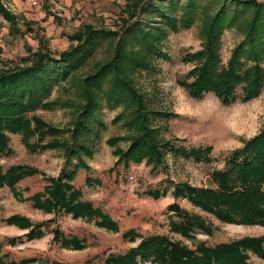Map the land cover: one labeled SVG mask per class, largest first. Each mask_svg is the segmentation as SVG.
<instances>
[{
    "label": "rangeland",
    "instance_id": "rangeland-1",
    "mask_svg": "<svg viewBox=\"0 0 264 264\" xmlns=\"http://www.w3.org/2000/svg\"><path fill=\"white\" fill-rule=\"evenodd\" d=\"M124 1L0 0L15 16V26L19 29L11 30L9 23L4 21L0 14V69L22 65L24 59L37 49H48L57 57L59 52L76 43L75 39H71L72 35L87 25L96 29L121 30L119 26L125 17ZM148 19L154 28L160 30L157 45L162 54L136 55L140 57L138 62L126 61L125 74L136 91L141 93L150 126L156 127L159 139L167 141L175 150L166 149L163 162L157 167L148 164L145 159L135 163L129 162L128 167L123 165L122 161H117L113 150L116 147L127 148L137 129L128 123V117L122 113V105L107 107L105 100L102 101V108L96 111L93 117L97 118L96 121L90 124L89 135L81 137V141L93 151L91 156L81 154L89 170L78 168L77 171L81 172L77 174L76 171L72 183L76 187L82 185L85 195L90 197L96 192H101L104 197L98 206L116 220L118 229L107 230L96 225L95 219H75L66 213L55 221H47L52 215L32 210L27 206L29 203L24 201H16L4 186L0 188V254L6 261H12L13 264H103L109 252L124 254L138 244L140 237L152 233L164 235L192 247L190 239L181 237L169 229V220L174 214L168 212L167 205L174 202L189 213L200 215L210 224L209 234L198 228L193 232L196 240L204 241L209 246L239 240L244 236L264 235L262 225L223 223L198 206H193L188 199L175 197L173 194L174 187L181 182L194 187H215L212 172L223 169L224 158L258 134L264 124V86L261 93L250 101L236 100L230 105L220 103L212 92H207L201 99L191 98L180 82L191 81L192 77H188L187 73L195 65V62L184 60V56L202 48L200 19L189 27H177L175 30L170 29L157 17L148 16ZM117 39L118 37L110 40L111 42L102 41L68 80L53 87L46 100H54L56 103L46 109L31 112L45 123L62 129V133L56 136L62 144L72 143L69 129L78 114L77 106L82 102V80L113 55ZM238 39L239 35L235 30H226L223 33L221 64H226ZM128 45L125 48L129 50ZM140 61L142 64L138 65L141 67L135 65ZM262 66L264 67V60ZM107 80L108 77L103 88L107 86ZM237 88V94L240 96L242 90ZM119 114L121 118L117 122L114 121ZM6 133L12 153L0 157L1 172L9 166L23 164L41 168L47 174L58 177L62 170L69 171L77 163V156H65L64 145L31 152L21 139L20 133ZM110 137H118L120 140L111 146L106 142ZM45 138L44 143L52 139L49 135ZM35 140L34 136L30 143ZM208 145L211 150L200 160L193 159L179 150L176 152L179 147L189 151L193 147L202 148ZM83 174L91 177L92 183L88 182L90 185L84 184ZM25 181L29 182L32 188L38 185L34 179L22 180L19 183ZM36 181L40 183V180ZM154 188L161 194L159 197L147 194ZM14 212L28 215L34 221L45 220L43 236L33 241L21 239L14 245L10 244L7 237L12 235L5 228L3 221L9 213ZM56 228L64 237L76 236L81 239L84 247L73 250L63 248L60 243L52 241V231ZM128 230L135 232V240L123 235ZM248 256L249 263L264 264L263 259L251 252Z\"/></svg>",
    "mask_w": 264,
    "mask_h": 264
},
{
    "label": "trees",
    "instance_id": "trees-1",
    "mask_svg": "<svg viewBox=\"0 0 264 264\" xmlns=\"http://www.w3.org/2000/svg\"><path fill=\"white\" fill-rule=\"evenodd\" d=\"M124 2L125 17L119 26L121 30L96 29L87 25L72 35L71 39H75L76 43L59 52L57 57L48 49H37L24 59L22 65L0 69V157L12 153L6 132L20 133L21 139L31 152L64 145L65 156H77V163L69 171L62 170L58 177H48L47 182L50 183L44 189L45 197L42 199L40 194H34L33 206L46 213L53 212L54 218L66 213L75 219H95L96 225L107 230L118 229L116 220L90 202L82 200L80 189H75L72 184L78 168L89 170L81 154L91 156L93 151L81 141V137L89 135L90 124L96 121L97 118L93 117L95 112L102 108V101L105 100L107 107L122 105V113L128 117V123L137 129L127 148L116 147L113 150L117 161H122L123 165L128 167L129 162L135 163L145 159V162L157 167L162 164L166 149L175 150L167 141L159 139L156 127L150 126L141 93L136 91L125 74L126 61L138 62L140 57L136 55L162 54L157 45L160 30L152 26L148 16L157 17L172 30L177 27H189L200 19L202 48L184 56V60L195 62V65L187 73L188 77H192L191 81L180 82L191 98L201 99L207 92H212L220 103L230 105L236 100L250 101L261 93L264 86V1ZM0 14L9 23L11 30L19 31L15 26V16L1 2ZM226 30H235L239 39L234 43L228 60L223 65L220 59L221 37ZM116 37L118 39L114 44L113 55L82 80V102L77 106L78 114L69 129L72 143L62 144L63 142L56 138L62 133V129L45 123L31 112L46 109L56 103L54 100H46L53 87L68 80L102 41L111 42L110 40ZM127 45L129 50L125 48ZM138 64H142V61L135 63ZM106 77L108 83L103 88ZM237 87L242 90L240 96L237 94ZM120 118L121 114L114 121L117 122ZM46 135L52 139L44 143ZM34 136L36 140L30 143ZM119 140L118 137H110L106 142L114 146ZM178 150L200 160L209 153L211 147H193L189 151L179 147L176 152ZM223 162V169L214 170L211 174L215 187H194L181 182L174 187V196L188 199L193 206H198L223 223L264 226V124L258 134L246 140L242 147L233 150ZM37 172L36 168L28 166H10L4 172L0 171V185L5 183L12 187L19 179ZM85 181L92 183L89 176H86ZM147 194L153 197L161 195L156 188ZM167 207L168 212L176 216L175 219L172 216L169 220L170 231L190 239L192 247L164 235L152 233L140 237L138 244L124 254L109 252L103 264H251L248 262L249 252L264 260V235L244 236L239 240L209 246L193 236L196 228L207 234L211 233V226L204 218L189 213L175 202ZM20 220H24V217L7 218L10 223H21ZM44 223L33 225L26 233L27 240L42 236ZM52 233V241L60 243L63 248L80 250L84 247L81 239L76 236L64 237L58 228ZM123 235L133 240L136 236L132 230L124 232ZM17 240L10 238L7 241L14 245ZM0 264L13 262L6 261L0 254Z\"/></svg>",
    "mask_w": 264,
    "mask_h": 264
},
{
    "label": "crops",
    "instance_id": "crops-1",
    "mask_svg": "<svg viewBox=\"0 0 264 264\" xmlns=\"http://www.w3.org/2000/svg\"><path fill=\"white\" fill-rule=\"evenodd\" d=\"M19 165H23V164H19ZM23 166H28V165H23ZM28 167L36 168L38 170V172L35 173V174H33L32 176H25V177L19 179V181L17 182V184L14 185V186H12V187L9 186L8 184H5L4 183L3 185L2 184L0 185V188H4V186H6L8 188V190L10 191L12 197L16 201H18V202L19 201H24L26 203H29L27 206L30 209H32V210L35 209L37 211L42 212L45 215H49V214L52 215L51 217H49V219H47V221L48 220L55 221L59 216H57V217L54 218V213L53 212H49V213L43 212L41 209H38L35 206H33V201H32V198H33L32 196L34 194H40L42 199L45 197L44 196V189L50 183V182H47V179H48V177H55V175L47 174L45 172V170H43L41 168H38V167H35V166H28ZM81 169H83V168H81ZM83 170L86 171L85 169H83ZM79 172H81V171H77V174ZM84 174H85V172H84ZM86 176L87 175H84L83 176V181H84V184L88 186L90 184L87 181H85ZM33 179L38 184L37 186H34V188H32V186H31V184L29 182H26L25 181L23 183H19L22 180H31V181H33ZM36 180H40V183H38ZM74 188L77 189V190L80 189V196L82 197V200L87 201V202H90L93 206L98 207L101 210H103L100 206H98L99 202L100 201H103V197H104V195L101 194V192H96V193L92 194V197H90L89 195H85V191L83 190L82 185H81V187H79V186L76 187L74 185ZM103 211L105 212V210H103ZM11 216H19V217L22 216V217H24V220H20L21 223H16V222L10 223V222L7 221V218H9ZM3 222H4V225H5V228H7L11 232V235H12V236H8L7 237V240L10 239V238H17L19 241L21 239H23L25 241H33L35 239L41 238L43 235L40 236V237H35V239H32V240H27L26 233L30 229H32V226L33 225H35V224H42V223H44L46 221L45 220H43V221L42 220L41 221H34L33 218H31L28 215H25L23 213L18 214L16 212H14V213H9L5 217V220Z\"/></svg>",
    "mask_w": 264,
    "mask_h": 264
}]
</instances>
